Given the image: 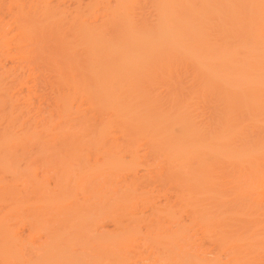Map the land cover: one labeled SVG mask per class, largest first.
Returning <instances> with one entry per match:
<instances>
[{
    "label": "bare ground",
    "instance_id": "bare-ground-1",
    "mask_svg": "<svg viewBox=\"0 0 264 264\" xmlns=\"http://www.w3.org/2000/svg\"><path fill=\"white\" fill-rule=\"evenodd\" d=\"M155 13L149 26L113 21L112 30L82 36L81 68L69 59L74 37L0 27V52L16 48L0 55V264H264V0H156ZM39 40L45 48L22 51ZM195 40L197 58L191 54ZM184 56L197 65L187 69L186 82L172 74L178 68H164ZM72 90L83 92L77 107L86 104L100 118L98 127L60 122L86 113L72 109ZM161 90L170 94L162 97ZM193 93L201 104L214 103V117L201 106L187 112ZM117 137L133 144L145 138L148 150H165L161 176L172 186L158 191L169 200L167 226L146 214L156 198L136 196L146 185L135 172L131 179L119 176L121 185L109 177L88 191L82 187L80 200L69 191L75 170L86 180L115 176L121 157L111 148L99 150L109 138L111 147L121 146ZM57 138L64 141L51 147ZM88 143L99 146L94 154L101 162L82 153ZM133 194L139 202L147 197L143 205L136 207ZM142 206V215L151 217L144 221ZM98 209L114 230L95 231L102 224ZM141 220L150 226L144 232ZM197 234L210 241L202 251Z\"/></svg>",
    "mask_w": 264,
    "mask_h": 264
},
{
    "label": "rangeland",
    "instance_id": "rangeland-1",
    "mask_svg": "<svg viewBox=\"0 0 264 264\" xmlns=\"http://www.w3.org/2000/svg\"><path fill=\"white\" fill-rule=\"evenodd\" d=\"M155 2H156V0H0V27H4V29H6L7 33H11L14 30H16V28L21 27V28L29 29V31L31 33L38 34L41 36L44 34L56 31V32H62L69 37L70 36L74 37L73 39L68 41V43H70V46H72V51L69 54V59H70V61L73 62V64L75 66H77L76 68H81L80 65H83L86 62L85 45L87 43L83 39H80L82 36L90 35V34H97L101 31H107L110 28H111L110 30H112L114 28V26L111 27L110 22H113V21L114 22L131 21V23L133 22L134 24H137L139 27L142 24L144 26V24L146 23L149 26V24H152L154 22V19L156 17ZM246 12L247 11H245V13ZM146 24H145V26H146ZM189 42H191V41H189ZM196 42L197 41L195 40L194 43L196 44ZM45 44H46L45 41L41 42L39 40L33 44H28L25 46L23 45L22 51L25 52L26 50H29L31 48H36L39 50L41 48H45ZM231 44H232V46H236L239 43L238 42H231ZM193 47H194V50L191 52V54L197 58L200 55V42H198L196 44V46H193ZM15 51H16V48L14 46H10L8 51L4 49L0 52V55H1V57H3L6 54H8L10 52H15ZM43 56L45 57L46 55H43ZM58 58H57V60H58ZM196 58L184 56V57H181L180 60H178V59L177 60L176 59L175 60H169L168 65L165 66L164 68H178V69H175L172 74H174L176 72L177 77L179 76L180 79H182L183 81H185V82L190 81V78H191L190 70H187V69L188 68H197L196 63L194 62V60ZM161 91L162 92L161 93L159 92V93L161 94L160 96H162V97H166V95L170 94V92L167 93L168 90L167 91L161 90ZM45 93L49 97V100L52 102L55 98L53 92L49 91L48 88H46ZM82 97H83V92H81V91L72 90L69 92V100H70L71 105L73 107L72 109L77 110V108H80L78 110L79 112H81V113L86 112V113L84 115H81V114L70 115L69 117L63 118L60 122L63 125L67 124L68 127L71 125L76 126V127L84 125V126H87L89 128L98 127L99 123H100V118L99 117H93L91 112H90V109L87 108L88 106L86 104L81 102L79 104V107H77L78 99H80ZM122 98H124V97H122ZM186 99H188V103H189L188 104L189 106L187 105L188 106L187 109L189 111H187V112L190 115L192 112L196 111L197 108L199 110V107L201 106V108H202V109L200 108L201 112L203 111V113L208 118L214 117V114L216 112V108H215L213 102H210V103L205 104V105L201 104L202 102L200 101V98L197 96L196 93L187 95ZM51 102H50V104L48 103L47 107H51V106H53V104L55 105V103L51 104ZM203 105L205 108L202 107ZM191 110H192V112H191ZM198 114H200V112ZM194 115H195V113H194ZM197 116L198 115H196V117ZM191 119H192L191 121H193V118H191ZM197 119H194V122H196ZM107 121L112 124L116 121V117L113 115H110L109 118L107 119ZM197 124H199V119L197 121ZM114 129L115 128L113 127V130ZM89 138H91V136ZM89 138L87 137V139H89ZM117 138H118L117 140L121 141V143H120L121 146H119V144H118L119 141H118L116 143L118 144L119 147L118 146L117 147H111L113 145V142L115 145V141H113L114 140L113 138L112 139L109 138L104 142L105 146L107 148H104V145H102L103 147L100 148V150H99V151H101L103 149L108 150L111 148L113 150V152L116 155H118V157L119 156L121 157L119 160L120 166L119 165L117 166L120 169L117 168V169H119V171L117 170L118 171V172L116 171L117 173L114 172V173H116L115 176H114V174H111L109 172H104L99 179L86 180L83 177V175H77L76 173H78V170H75L74 171L75 175L73 174L74 178H72L70 180L69 191L74 195V197L76 199L80 200L82 198V187H84L85 190L88 191L93 186L96 185V182L100 183L102 179L109 178V177L113 178V179L115 178L116 179L115 183L118 184L119 180L121 178V177L119 178V176H121L122 174L124 176V174H125V176L129 177L128 179H131V178H134L133 174L135 172V173H137V178H135L137 180V182L143 183L146 185V186H144L145 188L144 187H140V188L137 187L136 188L137 189L136 193H138L136 196H138V195L140 196V194H141V195H146L148 197V194H149V196L152 195L151 196L152 198L154 197L153 200H155V198H156V201H155V204L157 203L156 207L152 210L149 208L150 210L147 209L148 211L145 210V212H146V214L151 213L152 216L158 217V219L160 217L161 220L159 219V221H162L163 218L168 216V213H167L168 210L167 209L168 208L170 209V207L167 205V202L169 200L166 201V199H164V196L162 197V195H160L158 189H161V188L163 189L164 187H166V189H168V188H171L170 186H172L171 184L168 186L167 184H169V182L164 180L163 176H161V167L163 166V164L165 163V160H166L165 155H164L165 150H163V151L161 149L158 151H157V149H153V150L149 149L148 150L146 147L145 141H142L145 138L140 139V141L144 142V144L141 143V146H139L140 141L138 139L133 144V142L132 143L130 141L127 142L124 139H120L119 137H117ZM91 139L93 140V137ZM63 141L64 140L62 138H57L51 143L50 146L51 147H52V145L57 146L60 143H62ZM88 141L90 142V139L87 140V142ZM138 141H139V143H138ZM129 144L131 145L130 150L128 149ZM84 146H85V148L82 152L83 154H89L90 158H94V159L97 158L99 160V162L102 161V157L100 155L94 154V152H96V147H98L97 149H99L98 145L95 146L93 143H88L87 145L86 144L83 145V147ZM42 148H40L41 153H40L39 149H36V151L38 150V152L40 153L39 157L41 156V158H43L42 157V155H43L42 151L43 150H41ZM132 149H134V150H132ZM44 150L47 152V150L49 151L50 148H47V150L45 148ZM131 150L135 151V153L134 152H133L134 154H132V152L130 153ZM53 151L55 152L54 148L51 152H53ZM35 152H33V154L36 158L37 152L36 153ZM51 152H50V154H51ZM78 152L80 154V150ZM48 154H49V152H48ZM34 156L32 155V157H34ZM43 156H45V155H43ZM85 156H83V155L81 156L83 160H84ZM37 157H38V154H37ZM36 159H34V160H36ZM44 159L45 158H43V161H44ZM85 159H87V157H85ZM39 160H41V159H38L37 161H39ZM90 160H92L90 162H93V159H90ZM41 161H39L38 163H40ZM84 161H86V160H84ZM35 163H36V161H35ZM40 164H39V166H40ZM39 172H40V170L38 169V173ZM40 175H42V171L39 173V176ZM179 176L181 178L180 174H179ZM42 177H43V175H42ZM117 180H118V183H117ZM49 182L51 183V184L50 183L49 184L52 186L53 182L51 180H49ZM192 186L195 187V185H192ZM193 189H195V188H193ZM161 190H160V192L162 193L163 190L162 191ZM21 191H23V190L20 189V191L17 192V195L15 194L17 196V198L19 197V200L21 198L20 195L24 194V191L23 192H21ZM130 195H131V197H133L132 193H130ZM133 195H134L135 199H137L139 197L138 196L136 198L135 194H133ZM33 196H35V195L33 194ZM26 197H28V196L27 195L24 196V198H26ZM141 197H143V196H141ZM147 197H143V198L145 199ZM143 198H142V201H143ZM32 199L34 200V198H32ZM140 199L141 198H138V201H136V202H138L136 204V207H140L141 204L143 205V203H141L142 201L139 202ZM36 201L37 200H35L34 203H36ZM55 205L57 207L60 206V204L59 205L55 204ZM177 206H180V204ZM151 208H153V207H151ZM140 209L141 208H139L138 210H140ZM144 209L145 208H143V206H142L141 211L137 210L139 213L141 212L140 217L142 216L143 221L148 217L151 218L150 215L143 216L145 213L142 215V210H144ZM177 209L178 208H176V211H178ZM17 210L21 211L24 209H21L20 207H18ZM54 211H52V213H55ZM138 212H136V214H138ZM104 215H103V211L101 209H98V211L95 214V219L98 221V223H100V222L102 223V224L97 225V230L95 228V231H97V232L99 231V233H100V231L102 233L104 230H105L104 232H106L107 230H108V232H110L111 230H114L113 229L114 224L111 222L110 217L107 214H106L107 216L106 215L104 216ZM181 215H184V213H182ZM138 216H139V214H138ZM143 217H146V218H143ZM95 219H93L94 224L97 222V221H94ZM140 219L141 218L138 219V222ZM156 219H154V220H156ZM99 220H101V221H99ZM47 221H48V219H47ZM143 221L141 222L142 228L140 225H139V227L142 231L143 230L145 231L146 226H144V225L146 223H144V225H143L142 224ZM156 222H158V221H156ZM156 222H153V223L156 224ZM166 222H167V220H166ZM166 222H165V220H164V222L162 221V223L164 225L166 224V226H167L168 224ZM147 223H149V222L147 221ZM162 223L160 222L159 224H162ZM146 225H148V224H146ZM164 225H160L159 227H157L158 226L157 225L156 227L160 228L161 226L164 227ZM149 227H146V228H149ZM153 228H154V226H153ZM156 229L154 231H158ZM142 231H140L141 235H139V237H141L144 234L143 233L144 231L143 232ZM24 232H27V229H24ZM140 232L138 234H140ZM155 233H157V232H155ZM25 234L26 233H24V235ZM160 235H164V234H160ZM160 235H158V237H160ZM197 235L194 238H196L195 241L200 243L199 245H197V247L200 249V251H202L204 249V245L210 244V241H207V240L204 241L202 238L200 239L199 234H197ZM144 236H145V234H144ZM141 238H144V237L142 236ZM160 238L161 239L163 238V243L167 242V239H164L165 236L160 237ZM161 239H159L160 242L162 241ZM230 240L231 239H221L220 241L223 242L224 244H226ZM161 255L162 254H156L155 253L154 256L161 257ZM158 264H163V261L159 262Z\"/></svg>",
    "mask_w": 264,
    "mask_h": 264
}]
</instances>
